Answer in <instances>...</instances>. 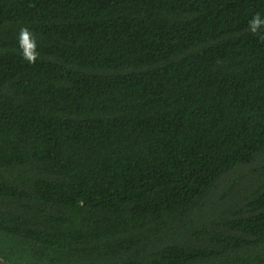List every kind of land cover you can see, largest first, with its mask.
I'll use <instances>...</instances> for the list:
<instances>
[{"label":"trees","instance_id":"obj_1","mask_svg":"<svg viewBox=\"0 0 264 264\" xmlns=\"http://www.w3.org/2000/svg\"><path fill=\"white\" fill-rule=\"evenodd\" d=\"M0 259L264 264V0H0Z\"/></svg>","mask_w":264,"mask_h":264},{"label":"water","instance_id":"obj_2","mask_svg":"<svg viewBox=\"0 0 264 264\" xmlns=\"http://www.w3.org/2000/svg\"><path fill=\"white\" fill-rule=\"evenodd\" d=\"M0 264H10V263L0 259Z\"/></svg>","mask_w":264,"mask_h":264}]
</instances>
